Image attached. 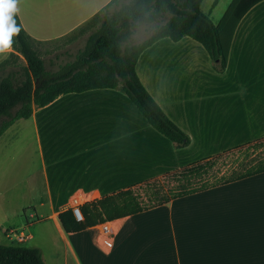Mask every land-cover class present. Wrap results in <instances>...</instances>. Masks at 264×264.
<instances>
[{
  "label": "crops",
  "instance_id": "crops-1",
  "mask_svg": "<svg viewBox=\"0 0 264 264\" xmlns=\"http://www.w3.org/2000/svg\"><path fill=\"white\" fill-rule=\"evenodd\" d=\"M110 1L14 4L26 34L36 43H49L75 33ZM205 1L200 9L212 19L223 8L217 23L232 2L210 0L204 12ZM12 53V46L0 53V64ZM213 66L204 48L189 37L158 40L137 59L139 82L188 136L190 143L183 149H175L154 130L118 89L58 96L9 127L0 141L15 129L25 147L31 142L35 155L32 165L18 163L13 178H0V197L27 183L24 202L15 212L22 213L24 222L6 226L12 215L0 208L6 219L0 224L1 239L8 241L4 246L26 247L35 237L27 229L51 224L69 249L62 264H264V172L77 233H66L58 218L72 211L75 198L81 199L82 208L263 140L264 0L238 21L225 70L218 73ZM21 121L25 125L15 127ZM104 223L114 224L116 234L101 236L98 230ZM27 248L38 249L42 256L38 246Z\"/></svg>",
  "mask_w": 264,
  "mask_h": 264
},
{
  "label": "trees",
  "instance_id": "trees-1",
  "mask_svg": "<svg viewBox=\"0 0 264 264\" xmlns=\"http://www.w3.org/2000/svg\"><path fill=\"white\" fill-rule=\"evenodd\" d=\"M202 1L111 0L84 25L93 30L83 48L77 50L72 61L56 65L55 70L39 56L34 47L36 42L23 30L14 11L11 19L19 29L11 38L14 53L0 64V137L16 121L29 119L34 110L47 106L58 96L93 89H118L175 149L187 147L188 136L165 116L139 82L135 71L138 57L158 40L167 38L177 42L189 37L204 48L214 70L222 73L238 21L251 6L262 0H232L216 24L209 14L201 11ZM143 25L152 29L151 35L133 44L132 35ZM263 142L264 139L254 144ZM251 144L143 183L148 187L145 202L129 189L83 206L80 210L84 222H77L71 210L60 213L59 221L66 233H77L98 223L141 213L178 198L263 173L264 159L242 173L234 171L210 180V172L219 159ZM0 264L45 262L36 248L0 245Z\"/></svg>",
  "mask_w": 264,
  "mask_h": 264
},
{
  "label": "rangeland",
  "instance_id": "rangeland-1",
  "mask_svg": "<svg viewBox=\"0 0 264 264\" xmlns=\"http://www.w3.org/2000/svg\"><path fill=\"white\" fill-rule=\"evenodd\" d=\"M210 0H206L202 5V10L206 12L208 3ZM222 7L216 11L214 15V23H217L218 16L221 14ZM81 31H76L70 36L65 37L59 41L49 43H34L35 50L39 56L45 61L50 69L55 70L56 65L70 62L74 59V55L77 50L82 49L88 35L93 30L90 27L84 26L80 28ZM152 33V29L147 25L140 26L136 32L132 35V43L138 44L148 38ZM53 65V66H52ZM25 125V122L21 121L16 124L15 127ZM15 129L7 134L4 140L0 141V178L8 180L13 178L18 173L19 162L26 161L27 164L32 165L34 162L35 150L31 142L28 140V145L25 147L24 142H21L20 135H14ZM264 159V142L262 144H251L248 147L241 150L231 152L219 159L216 166L210 172V180H213L214 176L220 177L221 175H231L234 171L239 172L249 168L252 165H256ZM13 182L6 183L2 189H8ZM26 184L22 183L13 188L9 194L0 197V208H5L6 212L12 215L10 224L6 223V219L0 214V224L6 223V226H13L18 219L24 222L23 215L20 213L16 215V207L24 202V193L26 192ZM147 185H139L132 189L136 195L145 202V193L147 191ZM4 213V211H2ZM26 216L30 214L29 210L25 211ZM34 223V220H31ZM4 226V227H6ZM99 231V230H98ZM31 232L35 235L33 241L26 243V247L38 246L41 249L42 256L46 260L47 264H62L63 256L69 253V249L63 244L61 238L57 235L55 229L51 224L39 226L35 225L31 230H26L25 233ZM0 245H7L8 241L1 239Z\"/></svg>",
  "mask_w": 264,
  "mask_h": 264
},
{
  "label": "clouds",
  "instance_id": "clouds-1",
  "mask_svg": "<svg viewBox=\"0 0 264 264\" xmlns=\"http://www.w3.org/2000/svg\"><path fill=\"white\" fill-rule=\"evenodd\" d=\"M15 11L14 0H0V53L6 52L12 44V37L19 33L11 14Z\"/></svg>",
  "mask_w": 264,
  "mask_h": 264
},
{
  "label": "built area",
  "instance_id": "built-area-1",
  "mask_svg": "<svg viewBox=\"0 0 264 264\" xmlns=\"http://www.w3.org/2000/svg\"><path fill=\"white\" fill-rule=\"evenodd\" d=\"M72 212L77 222H84L83 215L81 213V199L75 198L72 200ZM115 225L109 223L101 224L99 227V232L101 236H113L115 235Z\"/></svg>",
  "mask_w": 264,
  "mask_h": 264
}]
</instances>
